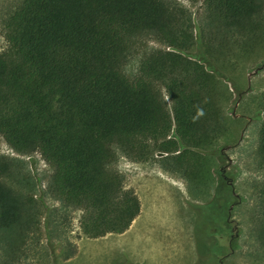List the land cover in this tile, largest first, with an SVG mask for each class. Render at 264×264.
I'll list each match as a JSON object with an SVG mask.
<instances>
[{
	"label": "trees",
	"instance_id": "1",
	"mask_svg": "<svg viewBox=\"0 0 264 264\" xmlns=\"http://www.w3.org/2000/svg\"><path fill=\"white\" fill-rule=\"evenodd\" d=\"M182 2H202V24ZM1 27L7 45L0 52V137L18 155L41 156L51 169L46 193L61 211H80L81 231L98 239L126 232L141 210L114 168L117 151L143 161L153 142L172 156L163 171L194 176L183 156L211 146L222 132L214 79L224 75L212 58L261 44L264 0H19ZM136 56L129 77L124 69ZM257 105L264 114V92ZM257 152L264 164V120ZM22 172L19 159L0 155L6 253L24 248L39 224L34 185L22 186ZM251 226L264 254V182L256 187Z\"/></svg>",
	"mask_w": 264,
	"mask_h": 264
},
{
	"label": "rangeland",
	"instance_id": "2",
	"mask_svg": "<svg viewBox=\"0 0 264 264\" xmlns=\"http://www.w3.org/2000/svg\"><path fill=\"white\" fill-rule=\"evenodd\" d=\"M18 1L0 0V52L7 45L1 18ZM182 3L195 24H202V2ZM259 42L255 49L238 48L221 60L212 58L231 82L224 76L214 79L221 135L211 146L183 156L189 157L193 177L183 179L163 171V161L172 156L161 155L153 142L146 144L148 155L143 161L116 152L114 168L143 207L141 217L123 234L87 238L80 229L81 212L61 211L46 193L51 169L41 156L37 152L18 155L0 137V155L23 163L19 181L23 187L34 185L32 198L40 211L38 227L17 254L6 253L0 243V264H140L137 258L145 264L147 260L150 264H264V254L249 234L256 187L264 182V164L257 152L258 130L264 120L257 105L264 92V39ZM148 47L164 48L155 42ZM139 60L136 56L129 61L124 69L127 76L136 74ZM161 93L170 112L165 90ZM169 180L182 190L172 188L166 183ZM160 184L168 190H161ZM224 215L228 226L223 225ZM67 253L73 257L64 260Z\"/></svg>",
	"mask_w": 264,
	"mask_h": 264
},
{
	"label": "crops",
	"instance_id": "3",
	"mask_svg": "<svg viewBox=\"0 0 264 264\" xmlns=\"http://www.w3.org/2000/svg\"><path fill=\"white\" fill-rule=\"evenodd\" d=\"M160 182L162 183V182H164V181H160ZM172 182H175V181H172ZM166 183H167V182H166ZM175 183H177V182H175ZM168 184H169V183H168ZM177 184H178V183H177ZM169 185H170L172 188H177L179 191L182 190L180 184H179V186H173V185H171V184H169ZM159 187H160L161 190H168V188H167L166 186L162 185V184H160ZM141 212H143V207H142V205H141L140 214H139L138 217L132 222V224H134V223L137 221V219H138L139 217H141ZM132 224H131V226H132ZM131 226H130V227H131ZM142 260H144V259H139V258L135 259L136 262H141L140 264H145V263H142ZM150 263H152L151 260H147V261H146V264H150Z\"/></svg>",
	"mask_w": 264,
	"mask_h": 264
},
{
	"label": "bare ground",
	"instance_id": "4",
	"mask_svg": "<svg viewBox=\"0 0 264 264\" xmlns=\"http://www.w3.org/2000/svg\"><path fill=\"white\" fill-rule=\"evenodd\" d=\"M161 177L162 179L166 180V178L162 177V176H159ZM168 180V179H167ZM167 183L173 185V186H179V184L175 183V182H172L171 180L167 181Z\"/></svg>",
	"mask_w": 264,
	"mask_h": 264
}]
</instances>
